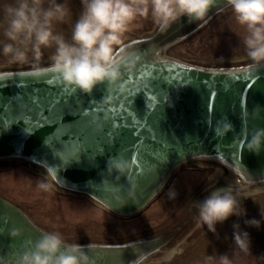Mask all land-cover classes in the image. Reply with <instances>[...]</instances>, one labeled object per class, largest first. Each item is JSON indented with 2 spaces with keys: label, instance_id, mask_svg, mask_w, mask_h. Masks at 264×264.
I'll use <instances>...</instances> for the list:
<instances>
[{
  "label": "water",
  "instance_id": "obj_1",
  "mask_svg": "<svg viewBox=\"0 0 264 264\" xmlns=\"http://www.w3.org/2000/svg\"><path fill=\"white\" fill-rule=\"evenodd\" d=\"M224 4L214 0L208 13ZM193 22L182 18L123 51L116 58L120 78L88 94L63 83L53 66L1 71L0 158L29 157L48 167L63 186L90 193L124 214L145 207L173 167L198 155L226 161L245 179H264V151L242 150L243 129L264 128V120L244 124L240 118L245 108L264 107V66L203 70L159 57L160 46ZM224 118L234 130L215 136L213 128ZM118 155L132 163L123 176L106 171L107 161ZM16 228L21 235L11 237ZM43 232L0 197L1 264H16L24 242ZM84 250L95 264H133L143 255L126 245Z\"/></svg>",
  "mask_w": 264,
  "mask_h": 264
},
{
  "label": "clouds",
  "instance_id": "obj_2",
  "mask_svg": "<svg viewBox=\"0 0 264 264\" xmlns=\"http://www.w3.org/2000/svg\"><path fill=\"white\" fill-rule=\"evenodd\" d=\"M214 0H81L82 10L75 20L70 39L55 31L57 23H68L71 8L62 0H13L3 5L0 28L4 39L0 41V54L8 64L39 62L42 49L55 47L51 56L53 69L60 80L68 86L88 94L100 84L113 85L121 76L115 46L121 45L125 33L138 18L149 15L160 31L187 18L188 22L204 19ZM235 23L244 29V53L253 67L264 66V0H226ZM129 69L132 64L127 65ZM264 107L255 105L251 112L245 108L241 113L242 123L248 120H264ZM234 130L227 118L217 121L213 132L223 137ZM243 151L259 155L264 151V128L253 126L243 129ZM132 169V163L123 156L111 158L106 171L123 176ZM40 189L49 185L40 183ZM135 184L127 195L135 196ZM177 192L169 189V199H175ZM242 193L231 186L216 188L202 201L195 203L197 227H207L208 232L217 234V225H223L232 217L242 218L247 210ZM126 201L123 202L125 204ZM122 204V205H123ZM264 220V213H260ZM261 220H245V225L259 228ZM233 255L219 254L205 257L206 264H237L240 254L251 255V237L241 229L239 223L232 225ZM21 235V229H12L11 237ZM96 245H81L67 242L57 231L43 232L35 240L24 242L23 251L16 255V264H95V260L84 250ZM177 250H172L165 260H171Z\"/></svg>",
  "mask_w": 264,
  "mask_h": 264
},
{
  "label": "rangeland",
  "instance_id": "obj_3",
  "mask_svg": "<svg viewBox=\"0 0 264 264\" xmlns=\"http://www.w3.org/2000/svg\"><path fill=\"white\" fill-rule=\"evenodd\" d=\"M147 22L144 25L152 23L150 15ZM140 24L134 21L125 33L123 43L115 46L116 58L142 40L165 32L160 31L154 23L151 24L154 25L152 29L135 28ZM245 34L224 4L208 13L204 19L193 22L172 41L163 43L157 51L161 58L203 70L242 69L252 66L244 58L242 41ZM53 54H43L39 62H31L30 57V63L23 65L8 64L5 57H0V72L49 68L53 66ZM40 183L49 185L48 190L40 189ZM224 186H231L247 197L242 201L247 214L242 218L232 217L223 226L232 229L234 223H239L241 229L254 230L255 227L245 225L244 220L253 215L261 217L260 213H264V179H245L244 175L218 157L198 155L173 167L160 191L134 214L119 213L93 198L90 193L63 186L48 167L29 157L14 155L0 158V197L18 206L40 230L60 232L69 243L94 244L105 248L123 245L137 248L138 254L143 255L140 259L136 257L137 262L133 264H198L199 260L192 258L188 263L185 262L184 253L181 252L176 253L171 260H165L164 257L172 249L159 245L177 233L186 232L192 224L188 220L197 215L195 203L202 201L216 188ZM170 188L177 192L175 199L168 197ZM254 244L259 250V239ZM176 246L177 242L173 248L176 249ZM163 250L166 252L159 255ZM150 253L157 255L154 261ZM143 256L148 258L144 259Z\"/></svg>",
  "mask_w": 264,
  "mask_h": 264
},
{
  "label": "crops",
  "instance_id": "obj_4",
  "mask_svg": "<svg viewBox=\"0 0 264 264\" xmlns=\"http://www.w3.org/2000/svg\"><path fill=\"white\" fill-rule=\"evenodd\" d=\"M13 0H0V19L3 17V5L5 3H12ZM58 2H62V0H58ZM65 2L69 5L71 8V18L68 23L60 24L57 23L55 25V31L62 32L66 38L70 39L71 36V30L72 26L75 22V20L78 18L79 13L82 10L81 0H65ZM146 18H138L135 22L136 24H140L139 27H135L137 29L145 28V29H152L154 25H144L148 20H145ZM145 20V21H144ZM4 39L3 37V30L0 28V41ZM55 47L52 48H46L42 49L43 54L49 55L54 53ZM0 57H4L2 54H0ZM253 201H251L252 203ZM251 220L253 218L257 220H261V217L259 216H252L249 217ZM188 221H192V224L188 230L184 233H180L177 235L178 239L177 241L173 240L171 244L169 245V249L174 250L175 242H177L178 246H176V253H184L183 259L185 262H189L192 259H196L198 261V264H206L205 257L207 255H213L218 259L219 254L227 253L230 257L233 255V250L235 248V245L232 241V232L233 229L231 228H225L223 225H217V234H213L211 232H208L207 227H197L196 225V219L195 216L192 219H189ZM245 221V220H244ZM187 222V221H185ZM227 222V221H226ZM244 231L249 232L251 237V255H243L240 254L237 264H264V220H261V226L259 228H255L254 230H247V228L242 229ZM256 239H259V250L255 248L254 242ZM182 241V242H181ZM254 244V245H253ZM168 249V250H169ZM171 250V251H172ZM152 261L155 260L156 256L155 254L151 255Z\"/></svg>",
  "mask_w": 264,
  "mask_h": 264
},
{
  "label": "flooded vegetation",
  "instance_id": "obj_5",
  "mask_svg": "<svg viewBox=\"0 0 264 264\" xmlns=\"http://www.w3.org/2000/svg\"><path fill=\"white\" fill-rule=\"evenodd\" d=\"M213 11V10H212ZM212 11H210L209 13H211ZM215 11V10H214ZM205 18V17H204ZM175 37H177V36H173L171 39H169L167 42H169V41H172ZM166 42V43H167ZM165 43V44H166ZM168 179V178H167ZM180 232V231H179ZM178 234H180V233H177L172 239H171V237L169 238V239H167V240H163V241H165V242H162V243H160V244H162V245H159V246H163V245H165L166 247H169V245L171 244L170 242H173V240L175 241H177V239H178V237H177V235ZM168 241H170V242H168ZM161 247H159V248H161ZM166 252V250H163L159 255H162L163 254V252ZM149 255H151V253L149 254ZM148 255V256H149ZM148 256L147 257H145V256H143V258L145 259V258H148ZM151 259V256H150V258H149V260Z\"/></svg>",
  "mask_w": 264,
  "mask_h": 264
},
{
  "label": "bare ground",
  "instance_id": "obj_6",
  "mask_svg": "<svg viewBox=\"0 0 264 264\" xmlns=\"http://www.w3.org/2000/svg\"><path fill=\"white\" fill-rule=\"evenodd\" d=\"M172 170H173V168H172ZM171 173H172V171H171V172H168V173L166 174V180H167V178L171 175Z\"/></svg>",
  "mask_w": 264,
  "mask_h": 264
},
{
  "label": "snow or ice",
  "instance_id": "obj_7",
  "mask_svg": "<svg viewBox=\"0 0 264 264\" xmlns=\"http://www.w3.org/2000/svg\"><path fill=\"white\" fill-rule=\"evenodd\" d=\"M135 159H136V158H135V157H133V163H135Z\"/></svg>",
  "mask_w": 264,
  "mask_h": 264
}]
</instances>
